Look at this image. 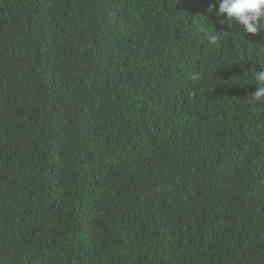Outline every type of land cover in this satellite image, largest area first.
Instances as JSON below:
<instances>
[{
  "label": "trees",
  "instance_id": "16d2710c",
  "mask_svg": "<svg viewBox=\"0 0 264 264\" xmlns=\"http://www.w3.org/2000/svg\"><path fill=\"white\" fill-rule=\"evenodd\" d=\"M210 3L0 0V264H264V31Z\"/></svg>",
  "mask_w": 264,
  "mask_h": 264
},
{
  "label": "clouds",
  "instance_id": "9594fccd",
  "mask_svg": "<svg viewBox=\"0 0 264 264\" xmlns=\"http://www.w3.org/2000/svg\"><path fill=\"white\" fill-rule=\"evenodd\" d=\"M208 13L214 14L221 24H227L228 28L234 25L242 26L243 32L257 34L264 31V0H216V3L208 5ZM205 17V16H203ZM199 32L208 40L211 45H216L219 40L216 27L209 22H202ZM225 32V31H223ZM261 70L252 73L256 90L251 94V101H261L264 99V62L257 58ZM198 74H192V79H197Z\"/></svg>",
  "mask_w": 264,
  "mask_h": 264
}]
</instances>
